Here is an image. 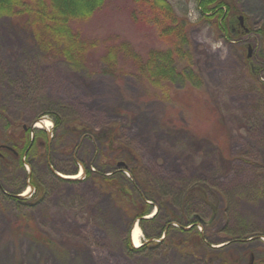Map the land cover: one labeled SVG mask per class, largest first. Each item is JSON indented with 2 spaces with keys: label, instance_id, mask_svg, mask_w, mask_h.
<instances>
[{
  "label": "rangeland",
  "instance_id": "rangeland-1",
  "mask_svg": "<svg viewBox=\"0 0 264 264\" xmlns=\"http://www.w3.org/2000/svg\"><path fill=\"white\" fill-rule=\"evenodd\" d=\"M236 1L229 40L200 19L199 0H170L192 21L186 35L204 79L181 101L163 100L131 72L103 71L101 59L93 72L47 60L28 27L0 14V108L18 131L40 122L50 139L65 128L83 133L79 144L72 134L40 157L25 156L22 167L0 165V264H264V36L256 33L264 0ZM109 2L78 23L99 45L108 36L139 47L173 43L153 13L132 14L129 0ZM5 123L0 117V128ZM112 126L111 154L125 163L102 167L109 149L96 136ZM135 163L156 205L140 225L147 246L130 254L138 191L126 166ZM19 190L20 201L11 197ZM171 213L196 220L185 229L203 231L206 243L178 244L186 234L179 223L161 228Z\"/></svg>",
  "mask_w": 264,
  "mask_h": 264
},
{
  "label": "trees",
  "instance_id": "trees-1",
  "mask_svg": "<svg viewBox=\"0 0 264 264\" xmlns=\"http://www.w3.org/2000/svg\"><path fill=\"white\" fill-rule=\"evenodd\" d=\"M109 1L112 2V0H0V14L10 15L15 21L28 27L33 33L41 56L47 60L64 62L72 69H86L93 72L95 62H99L101 59L100 62L105 64L103 71L116 76L131 72L141 78L142 82L148 85L155 94L160 93V98L163 100L181 101L180 99L185 94L191 97L193 91L198 90V87H201L204 82L200 70L196 66L194 54L189 48L186 35L192 21L185 15L176 13L170 0H129L132 14L137 7L140 10H147L145 12L147 15L153 13L154 23L157 25L159 33L171 37L173 43L166 47H139L140 45L132 44L126 38L108 36L99 45L101 39L84 33L78 23L92 19ZM236 4V0H199V17L210 21L221 36L234 40L235 34L231 30L230 19L234 13L239 11ZM253 30V28H249L248 31L244 30L240 35H248ZM256 33L264 36V23ZM259 61L264 63L263 54H259ZM258 65H260V69L261 64ZM0 117L6 120L3 128H0V165L3 167L7 168L13 165L22 167L25 156L40 157L45 154L44 151L50 144L62 143L66 137H70L72 134L74 135L73 141L77 140V144H79L81 131L78 132L76 129H62L50 139L49 133L43 127L28 125L18 131L12 123L13 120L3 108H0ZM116 133L117 128L112 126L110 131H106L104 128L103 132L96 136L109 149L102 152L104 154L102 157H105L102 167L118 162V157L114 156V153L111 154ZM138 166L135 163V165L129 164L126 167L131 172V188L138 191V200L135 198L132 204L134 210L132 217L139 218L140 225L144 227L143 219L152 213L156 203L154 202L155 198L148 196L146 189H143L145 183L141 180L142 170H138ZM87 172L91 175L93 171L86 168ZM31 177L32 183L36 186L37 182L33 173ZM91 178L98 182L95 176H91ZM122 183L119 181L114 184L117 188L116 198L118 197V199H120V191L124 186ZM20 191L11 194V197L19 201L23 200L19 194ZM156 214L157 212L152 218ZM171 215V217L163 219L161 228L165 231L171 221L179 223L181 231L186 234L179 239L178 244L180 242L190 243L192 240L196 242V245L206 243V235L203 231H197L196 235L190 236L187 233L189 230L185 229V225L191 224V227L196 220L191 219L188 223H184L176 213H171ZM153 235L155 236V234ZM146 246L145 243L134 246L131 240L127 239L126 247L130 254L140 252ZM227 258L228 256H224L222 260L227 261ZM260 260L264 262V254Z\"/></svg>",
  "mask_w": 264,
  "mask_h": 264
},
{
  "label": "bare ground",
  "instance_id": "bare-ground-1",
  "mask_svg": "<svg viewBox=\"0 0 264 264\" xmlns=\"http://www.w3.org/2000/svg\"><path fill=\"white\" fill-rule=\"evenodd\" d=\"M43 124L44 126H49L51 124L50 120L48 119H43ZM38 126H40V122H37L36 123ZM81 173V171L78 173V174H74V175H71L72 177L73 176H79V174ZM26 193V192H25ZM141 236H142V228L140 226V224L138 223H135V226L133 227L132 229V240H133V243L135 244V246H139L141 244Z\"/></svg>",
  "mask_w": 264,
  "mask_h": 264
},
{
  "label": "water",
  "instance_id": "water-1",
  "mask_svg": "<svg viewBox=\"0 0 264 264\" xmlns=\"http://www.w3.org/2000/svg\"><path fill=\"white\" fill-rule=\"evenodd\" d=\"M240 20H241V22H243V16H242V15L240 16ZM249 49L251 50V46H249ZM250 50H249V53H248L249 55H250ZM37 121H38V120H37ZM37 121H36V122H37ZM124 163H125V162L122 161V160H120V161L118 162L119 165H122V164H124ZM135 222H136V221H135Z\"/></svg>",
  "mask_w": 264,
  "mask_h": 264
},
{
  "label": "crops",
  "instance_id": "crops-1",
  "mask_svg": "<svg viewBox=\"0 0 264 264\" xmlns=\"http://www.w3.org/2000/svg\"><path fill=\"white\" fill-rule=\"evenodd\" d=\"M262 216H263V214H262Z\"/></svg>",
  "mask_w": 264,
  "mask_h": 264
}]
</instances>
